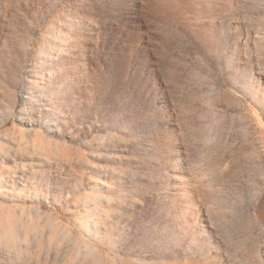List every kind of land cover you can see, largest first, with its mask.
<instances>
[{"label":"rangeland","instance_id":"374dc122","mask_svg":"<svg viewBox=\"0 0 264 264\" xmlns=\"http://www.w3.org/2000/svg\"><path fill=\"white\" fill-rule=\"evenodd\" d=\"M119 1L0 0V264H264V0L132 64Z\"/></svg>","mask_w":264,"mask_h":264},{"label":"bare ground","instance_id":"6f19581e","mask_svg":"<svg viewBox=\"0 0 264 264\" xmlns=\"http://www.w3.org/2000/svg\"><path fill=\"white\" fill-rule=\"evenodd\" d=\"M192 6H187L183 3V0H130V4H128L127 0H120L118 5L119 8L117 10L119 15L120 21L116 25V29L119 32L118 39L119 41L128 42V45H125L124 52L127 57L128 61L126 63L132 64L135 57L138 55H141L146 52L151 51L149 46H151V41H145V39H149V35L152 37L156 36L157 34L150 29L147 26V22L150 20H156L158 23L161 24H173V23H179L181 20L184 21V23L188 24L193 27H198V25L202 24V20L207 18V16H203L204 13L208 15V18H210L209 24L212 27L214 24H212L214 20V12L216 10L219 11H225L229 9L231 6H233L234 0H192ZM201 8H206L209 12H198ZM191 9H197V12H192V17H186L187 13L190 12ZM220 13V12H219ZM117 14V15H118ZM217 15V14H215ZM191 16V15H190ZM190 18V19H189ZM182 21V22H183ZM151 22V21H150ZM154 22V21H153ZM155 23V22H154ZM215 23V22H214ZM151 27V24H148ZM124 26L126 28L124 29ZM153 26V25H152ZM153 28V27H152ZM197 29V28H196ZM142 30H145V33L142 32ZM136 38V44H131V42ZM145 41V42H144ZM141 51V52H140ZM51 57V56H50ZM53 57V56H52ZM51 57V58H52ZM125 63V62H124ZM96 74V71L91 69V73H88L85 77L87 80L90 78H93L91 76H94ZM50 75V74H49ZM69 88V87H67ZM179 167V166H178ZM178 178V177H177ZM176 179V178H175ZM177 182L174 183L172 190L174 195V200L180 204L183 209L188 208L189 206H193L195 211L197 212L198 216L201 219L202 226L203 224H209L210 228H212L211 224L209 223V220L203 219L202 212L200 209H198V205L196 206L195 203L198 200L197 190L193 188L192 185H189L187 182H183V179L179 178L176 179ZM193 194V195H191ZM173 198V197H172ZM187 211V210H186ZM190 214V213H189ZM207 214V213H206ZM205 214V215H206ZM3 227V226H2ZM1 229L2 231L0 235V239L2 236V240L0 241V244H5V242L8 244L11 240H5L3 239V236L7 238L12 231ZM205 228V227H203ZM200 228V231L203 232L204 229ZM10 231V232H9ZM13 234V233H12ZM8 236V238H11V235ZM14 236V235H12ZM6 245V244H5Z\"/></svg>","mask_w":264,"mask_h":264}]
</instances>
